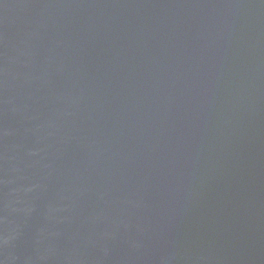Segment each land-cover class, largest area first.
<instances>
[{"label":"water","instance_id":"water-1","mask_svg":"<svg viewBox=\"0 0 264 264\" xmlns=\"http://www.w3.org/2000/svg\"><path fill=\"white\" fill-rule=\"evenodd\" d=\"M0 264H264V0H0Z\"/></svg>","mask_w":264,"mask_h":264}]
</instances>
